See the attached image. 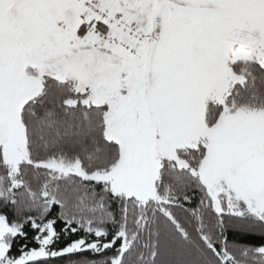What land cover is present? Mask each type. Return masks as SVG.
<instances>
[{
  "label": "snow or ice",
  "instance_id": "obj_1",
  "mask_svg": "<svg viewBox=\"0 0 264 264\" xmlns=\"http://www.w3.org/2000/svg\"><path fill=\"white\" fill-rule=\"evenodd\" d=\"M0 264H264V0H0Z\"/></svg>",
  "mask_w": 264,
  "mask_h": 264
}]
</instances>
